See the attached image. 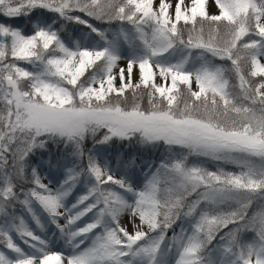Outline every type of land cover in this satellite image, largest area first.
<instances>
[{
  "label": "snow or ice",
  "instance_id": "obj_1",
  "mask_svg": "<svg viewBox=\"0 0 264 264\" xmlns=\"http://www.w3.org/2000/svg\"><path fill=\"white\" fill-rule=\"evenodd\" d=\"M0 16V264H264V0Z\"/></svg>",
  "mask_w": 264,
  "mask_h": 264
},
{
  "label": "rangeland",
  "instance_id": "obj_2",
  "mask_svg": "<svg viewBox=\"0 0 264 264\" xmlns=\"http://www.w3.org/2000/svg\"><path fill=\"white\" fill-rule=\"evenodd\" d=\"M157 2H158V0H157ZM172 2L174 3L175 0H172ZM185 2L190 4V0H185ZM209 10H210V12H212V13H216V11H217L215 5L212 4V3H209ZM13 26H14V25H13ZM27 26H28V22H27L25 28H26ZM22 66H27V65H23V64H22ZM226 170H228V171H235V169L232 168V167H230V166H229L228 168H226ZM45 183H47V180H45ZM245 238H246V239H251V234L249 233ZM60 248H61V246L58 245L57 248H56V250H60Z\"/></svg>",
  "mask_w": 264,
  "mask_h": 264
},
{
  "label": "trees",
  "instance_id": "obj_3",
  "mask_svg": "<svg viewBox=\"0 0 264 264\" xmlns=\"http://www.w3.org/2000/svg\"><path fill=\"white\" fill-rule=\"evenodd\" d=\"M5 19L6 18H4L3 16H0V22H5ZM10 23H12L14 26H19L21 28H25V26L27 24V20L24 18H17L14 21H10Z\"/></svg>",
  "mask_w": 264,
  "mask_h": 264
}]
</instances>
